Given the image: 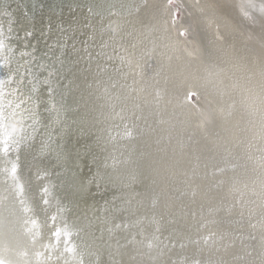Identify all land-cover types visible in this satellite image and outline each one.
Wrapping results in <instances>:
<instances>
[{"label": "bare ground", "instance_id": "1", "mask_svg": "<svg viewBox=\"0 0 264 264\" xmlns=\"http://www.w3.org/2000/svg\"><path fill=\"white\" fill-rule=\"evenodd\" d=\"M159 1L109 0L102 9L89 1L82 6L97 19L96 26L88 24L97 31L89 34L90 46L98 50V56L90 55L92 49L87 52L89 64L92 68L102 60L110 88H99L96 102L82 98L84 90L93 93L99 84L96 73H87L89 79L82 73L87 57L63 52L61 59H53L49 44L47 51L34 44L26 48L30 32L18 34L14 10L7 8L8 0H0V264H100L103 251L109 264H264V0L185 5L179 26L188 32L182 39L179 27L167 29L166 20L155 13L153 4ZM115 4L119 8L103 20L107 7ZM76 29L71 28V36ZM101 33L107 38L95 42ZM16 38L9 51V39ZM55 66L64 83L52 88L41 71ZM15 75L22 79L21 93L29 94L28 109L33 114L38 109L30 117L36 121L26 120L18 108L27 101L23 95L13 109L9 103L19 90ZM188 80L216 92L229 103L227 109L235 110L232 134L222 128L220 141L212 139L207 150L208 133L219 127L216 108L203 95L188 103L185 96L193 85H183ZM181 86L184 94L177 95ZM110 97L117 109L104 121L110 122L108 133L91 119L83 122L90 113L102 124ZM123 111L128 114L124 122ZM159 116L173 127H162L166 139L161 132L151 140L150 130L142 128L154 132ZM80 120L82 131L93 126L95 145L101 142L114 192L147 219L150 237L134 249L109 239L100 251L89 238L93 220L84 210L92 212L95 205L81 202L83 190L72 161L77 151L67 149L72 124ZM158 138L166 145L157 148ZM199 139L207 141L197 144ZM229 181L234 186L228 196L224 187ZM240 193L246 210L231 200ZM166 223L171 226L162 232ZM203 238L206 255L200 250Z\"/></svg>", "mask_w": 264, "mask_h": 264}, {"label": "rangeland", "instance_id": "2", "mask_svg": "<svg viewBox=\"0 0 264 264\" xmlns=\"http://www.w3.org/2000/svg\"><path fill=\"white\" fill-rule=\"evenodd\" d=\"M5 1L7 2V0H4V2ZM89 1L90 3H93V8H95L99 4L101 9L104 8L103 6H106L109 3L108 2L109 0H96V1L95 0H8V2L6 3V6L9 10H14L15 12V14L13 15L15 16V19H16L15 25L17 26L16 31L18 32V34L23 31L25 32L26 30L31 33L29 37L25 38L27 40L26 46H25L26 48H29L30 45L34 44L33 47L34 48L37 47L36 50L47 51L46 46L47 44H49L48 48L50 50L52 49L51 51L54 52V53L49 52L50 54H53L51 56V58L53 59H56V58L61 59L63 52L67 54H71V55L75 53L77 54V56L83 55L87 57L85 59V65L82 70V73L85 72L86 79H89V77H86L87 73L88 75L89 73L91 74L96 73L99 84L98 86L95 84H90V85L87 84L86 85L87 88L92 89V87L94 86L95 87L97 86V87L94 89L93 93L89 89L84 90V92L82 93L83 94L82 98L85 101V99H88L89 97H91L92 100L94 99V101L98 102L100 94H97V93H100L99 88H101V91H103V88L105 91H109L110 88L107 87L108 86L107 84H105L106 76H104L102 72V67H103L102 60L101 59L99 60V58L97 57L98 59L93 63V67L91 68L89 64L90 62L88 60L89 56H87V52H89V50L91 49L93 51L91 50L90 55L98 56V54L97 55L95 54L97 45L95 44L94 49H93L90 46L92 45L93 41L89 40V36H91L89 35L90 32L93 35L97 33V31L96 30L94 31L92 28L94 27V25L96 26L95 23L97 19L94 18L93 20L90 14L86 12V9L81 10V8L83 7L86 8V6H88ZM101 3H102V7H101ZM150 4L152 3L150 2ZM197 4H198L197 0H161L159 1L158 4H153V7L155 8V13L159 15L161 19L166 20L164 24L167 25V29H168V26L170 28L179 27L178 33H179V37L182 39L188 32L187 27L180 28L179 26V20L183 17V14H184L183 7L185 5L187 7H191ZM171 6L175 8V10H173L172 8L173 10L172 12L169 11ZM93 8L91 10H93ZM112 8L114 9L119 8V5L116 6L115 4L113 7L112 5L108 6L107 9L105 10L106 13L103 14V17H102L104 18L103 20L105 19L107 20V15L110 12V10H112ZM91 10L89 9V11ZM77 13H81V14L83 13V17L85 16L84 19H81L79 17V20H77L76 19L77 16L75 17ZM77 21H80L79 22L80 24ZM88 24H90L92 27H90ZM48 25H49V29L47 28L45 29V27ZM71 28H77L73 36H71V32H72ZM44 29L46 30V32H44ZM89 29H92V30L90 31ZM110 31L112 30L110 29ZM101 38L105 40L107 36L105 37L104 34L101 33L100 38H98L95 42L99 41ZM18 39L19 38H16L13 41L9 39L10 42H8V45H7V49H9V51H11V49L14 48V45L12 44L13 42H17ZM37 40L38 42H36ZM64 40L65 41L68 40V41L64 42ZM100 43H102V46H103L104 44L103 40H101ZM57 46L60 47V49L59 48L57 49ZM16 51L17 52L19 51L18 46L16 48ZM97 51L98 50H96V52ZM21 58L26 59L28 58V56L24 55V57L22 56ZM27 62H29L28 59H27ZM188 63L192 64L190 62ZM38 64H43V63H40L38 61ZM41 66L43 67V65ZM7 69L9 68H6V71ZM47 71L46 72L41 71V73L47 78V82L49 81L50 83L49 86L54 88L55 86L59 87L62 84V82L64 83L63 75L59 72L58 67L56 66L53 67V70L52 68H48ZM19 79L22 80L20 77H17L15 75L14 81H16V84L14 85L17 88H19V90L14 95H11L12 99L8 98L9 103L11 104L13 103L12 104V109H13L15 107V102L17 101L18 96L22 97L23 95L22 97L23 100L27 98V101H25L22 107H18V108L22 110L24 114H26L25 116L26 120L28 119L29 121H36V120H31L30 117H34V114L38 113L37 111L38 109L34 110V114L31 110L28 109L29 106L27 107V104H29L30 102L29 94L24 95V93L23 94L21 93L22 92L20 91L21 82ZM188 82L190 81L188 80L187 82L183 83V85H189ZM190 83H192L193 85L190 86L191 89L186 93V96H185L188 103L193 102L195 99H197L198 95H203L205 97H208L211 104L214 105V107L216 108L215 115H216V119L219 122L218 129L215 128L213 131H210L208 133L210 134L208 136H210L209 138L211 140L209 139V141H207L206 139H199L197 142V144H200V140L207 141V144L204 147L207 150V146H211L209 144H212L213 142L212 139H215V138L218 139V137H221V135H224L221 132H219L222 128L226 129V126H227L229 134L230 135L232 134L230 131L232 130L231 128L234 124L233 119L235 116L234 114L235 110L230 107L229 109H227L226 105H229V103L227 102V100H224L221 96L216 94V92H212V91L208 92L205 88L200 87L201 85L199 83H195L194 81H191ZM182 86L178 89L177 95L184 94L183 93L184 91H182L183 90ZM91 93L92 95H90ZM190 93L192 94L190 95ZM37 98L38 97L34 98V100ZM110 99L112 98L111 97L109 98L105 106L106 112H108L107 113L108 117H105L102 120L101 122L102 124H99L98 121L93 120L94 117L92 118L90 113L86 114V119L83 122L91 119L92 121L95 122L94 124L95 126L99 127V129H101V126H102V130H105L108 133L110 129L109 127L110 122L106 121L104 123V121L106 119L109 120V118L113 115L111 114L110 116V113H113L117 109L114 107L113 101ZM155 102L160 105L159 101H155ZM88 103L92 104L91 100H89ZM42 106L43 105H41V107ZM161 107L162 106L160 105L159 108ZM10 108L11 106L9 107V109ZM44 108H46V106H44ZM123 112H124V115H123V119H121L122 122H124V120L127 119V115H128L126 111H123ZM160 117L161 116L154 119V122H155L153 124V127H155L154 132L151 131L152 128L146 126V124L144 125L146 127L142 128L145 130L148 128L150 130L148 135L150 134L149 139L151 140L154 139L155 136L161 135V132H163V136H165L166 134L165 129L167 128L170 130V128L173 127L171 125L172 121L170 119H166L165 117H162L163 120H161ZM18 118L19 117H17V120ZM79 122H80L79 124L75 122L76 125L72 124L73 129H71V134L68 139V144L70 143L71 145L69 144V146H67L66 145L67 142H65V145L67 146V149L69 148L68 149L69 154L77 153L76 156L73 155L74 159L72 161H74L73 164L75 165V169L78 173L77 179L79 182L78 183L79 190L80 191L83 190L84 201H81V202L86 204L89 201L95 205L94 210L92 212L90 208L89 210H86V209L84 210L85 211L84 214H86L85 216L88 219V221L93 220V223L91 222L89 224V227H90L89 238L92 239L94 243H97L94 245L96 249L99 248L100 251L103 250L104 242L108 241L109 239H112L113 241H115L117 245L119 244V246L121 245L122 247H125V248L127 247L130 249H134L135 247L133 245H135L136 243L141 245L148 239V237H150V230L147 225L148 224L147 219L142 214V212L138 210H133V209L130 210L127 207L126 202L122 199V197H120L119 193L114 192L115 190H114V187L112 186V180L107 175L106 167L105 166L103 167V164L105 161L103 157V152H102L103 147L101 145V142H99L100 144L98 143L97 145H95L94 139L96 138V134H94L95 130L93 126H90L89 131L85 126L84 131H82L83 122H81V120ZM163 126L166 128L162 129ZM30 130H32V128ZM160 139L161 138H158L155 141L158 144L157 148L158 146L162 147L164 144L166 145L167 143L165 140L166 136H165V139H163L164 144L162 141L161 142L159 141ZM131 141L133 143L134 139H132ZM218 141L220 140L218 139ZM168 154H169L168 157L170 158V156H172L170 155L171 154L170 150L168 151ZM164 160H167V157ZM68 168H71V166L69 165ZM225 173L227 174V171ZM233 186L234 185L231 184V181H229L228 185L224 187V189H226L225 192L228 196L232 194L231 192L233 191ZM244 195H245L244 193L242 194L240 193L237 196L232 197L231 200L233 204L240 203L242 208L246 210L248 209L249 206H247L246 202L244 201ZM245 224L250 225L248 224V222L244 223V225ZM173 225L174 224H172V226ZM169 226L171 225L167 223L163 225L162 232L169 229ZM176 230L178 229L176 228ZM176 235H179V234H176ZM205 235H207V233ZM205 239L206 238H203L202 242L200 243L201 247L202 245L203 246L208 245ZM200 250L205 255L207 254V252L205 251L203 247ZM138 254H140V252H138ZM234 255H236V253H234ZM110 261H111L110 257L107 254H104V251H103V255L101 256L99 263L109 264ZM153 263L157 264L155 262ZM246 263L250 264L249 262H246ZM122 264L124 263L122 262Z\"/></svg>", "mask_w": 264, "mask_h": 264}, {"label": "snow or ice", "instance_id": "3", "mask_svg": "<svg viewBox=\"0 0 264 264\" xmlns=\"http://www.w3.org/2000/svg\"><path fill=\"white\" fill-rule=\"evenodd\" d=\"M27 35H29V36H30V35H31V33H28Z\"/></svg>", "mask_w": 264, "mask_h": 264}]
</instances>
